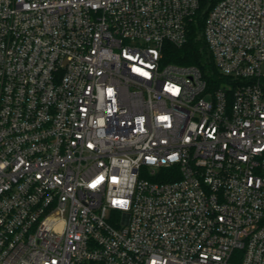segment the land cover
Returning a JSON list of instances; mask_svg holds the SVG:
<instances>
[{
    "label": "built area",
    "instance_id": "2783aa9c",
    "mask_svg": "<svg viewBox=\"0 0 264 264\" xmlns=\"http://www.w3.org/2000/svg\"><path fill=\"white\" fill-rule=\"evenodd\" d=\"M202 0H0V264H264V0H214L224 77L167 62Z\"/></svg>",
    "mask_w": 264,
    "mask_h": 264
},
{
    "label": "trees",
    "instance_id": "16d2710c",
    "mask_svg": "<svg viewBox=\"0 0 264 264\" xmlns=\"http://www.w3.org/2000/svg\"><path fill=\"white\" fill-rule=\"evenodd\" d=\"M214 0H202V8L198 12L195 22L190 25L188 41L181 47L173 44H166L164 49V59L167 62H175L185 65L198 66L210 88L222 86L224 77L214 64L210 50L203 35L204 18L208 8Z\"/></svg>",
    "mask_w": 264,
    "mask_h": 264
},
{
    "label": "rangeland",
    "instance_id": "374dc122",
    "mask_svg": "<svg viewBox=\"0 0 264 264\" xmlns=\"http://www.w3.org/2000/svg\"><path fill=\"white\" fill-rule=\"evenodd\" d=\"M263 71H264V68H263Z\"/></svg>",
    "mask_w": 264,
    "mask_h": 264
}]
</instances>
